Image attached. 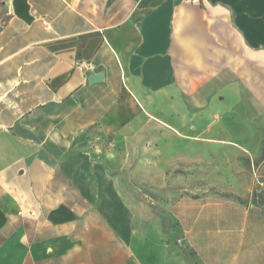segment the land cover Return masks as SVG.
<instances>
[{
	"label": "crops",
	"instance_id": "obj_1",
	"mask_svg": "<svg viewBox=\"0 0 264 264\" xmlns=\"http://www.w3.org/2000/svg\"><path fill=\"white\" fill-rule=\"evenodd\" d=\"M3 3L0 264H264V200L174 194L138 215L106 167L65 156L89 133L211 136L204 120L244 87L246 65L260 94L264 0H28L30 23ZM257 173L264 191V160Z\"/></svg>",
	"mask_w": 264,
	"mask_h": 264
},
{
	"label": "rangeland",
	"instance_id": "obj_2",
	"mask_svg": "<svg viewBox=\"0 0 264 264\" xmlns=\"http://www.w3.org/2000/svg\"><path fill=\"white\" fill-rule=\"evenodd\" d=\"M3 4L0 0V7ZM260 68L259 95L249 87L247 65L244 87L223 91L222 111L207 115L204 120L208 130H212L211 136L204 134L207 139L174 141L175 136L186 135L170 128L166 129L164 142L144 145L123 142L125 136L140 128L124 129L118 135L97 132L86 134L82 143L69 145L65 156L84 152L91 161L106 167L122 199L132 202L138 215L146 205L159 215L174 194L182 198L249 194L261 202L263 179L257 170L264 160L263 61ZM9 100L6 97L5 103ZM0 120L10 121V113L0 111ZM44 126V121L38 120V137H42ZM226 137L229 141L220 142ZM56 147L60 149V145ZM258 153L261 156L255 158Z\"/></svg>",
	"mask_w": 264,
	"mask_h": 264
},
{
	"label": "water",
	"instance_id": "obj_3",
	"mask_svg": "<svg viewBox=\"0 0 264 264\" xmlns=\"http://www.w3.org/2000/svg\"><path fill=\"white\" fill-rule=\"evenodd\" d=\"M13 8L15 14L26 21L27 23H30L32 18L30 16V6L28 4V0H14ZM101 75H92L89 79L90 83H97L101 80Z\"/></svg>",
	"mask_w": 264,
	"mask_h": 264
},
{
	"label": "built area",
	"instance_id": "obj_4",
	"mask_svg": "<svg viewBox=\"0 0 264 264\" xmlns=\"http://www.w3.org/2000/svg\"><path fill=\"white\" fill-rule=\"evenodd\" d=\"M81 66L86 70L88 73H96L97 72V66L93 63H82ZM31 215H34V213H31Z\"/></svg>",
	"mask_w": 264,
	"mask_h": 264
}]
</instances>
